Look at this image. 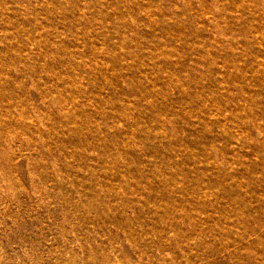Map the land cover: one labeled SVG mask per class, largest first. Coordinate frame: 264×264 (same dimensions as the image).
I'll return each instance as SVG.
<instances>
[{
	"label": "rangeland",
	"instance_id": "374dc122",
	"mask_svg": "<svg viewBox=\"0 0 264 264\" xmlns=\"http://www.w3.org/2000/svg\"><path fill=\"white\" fill-rule=\"evenodd\" d=\"M0 264H264V0H0Z\"/></svg>",
	"mask_w": 264,
	"mask_h": 264
},
{
	"label": "bare ground",
	"instance_id": "6f19581e",
	"mask_svg": "<svg viewBox=\"0 0 264 264\" xmlns=\"http://www.w3.org/2000/svg\"><path fill=\"white\" fill-rule=\"evenodd\" d=\"M149 59V58H148Z\"/></svg>",
	"mask_w": 264,
	"mask_h": 264
}]
</instances>
